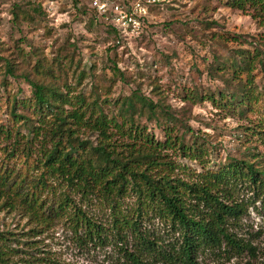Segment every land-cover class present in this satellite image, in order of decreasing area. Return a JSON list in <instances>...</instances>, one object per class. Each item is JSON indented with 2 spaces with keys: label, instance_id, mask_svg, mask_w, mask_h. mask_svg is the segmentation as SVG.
<instances>
[{
  "label": "rangeland",
  "instance_id": "obj_1",
  "mask_svg": "<svg viewBox=\"0 0 264 264\" xmlns=\"http://www.w3.org/2000/svg\"><path fill=\"white\" fill-rule=\"evenodd\" d=\"M140 1L147 13L139 18L138 29L132 35H117L93 18L85 0H0V124L20 132L10 139L0 133V149L14 153L4 157L0 151V160L19 178L27 167V180L40 172L34 161L39 157L38 141L26 142L39 124V114L20 103L33 99L28 80L64 93L83 94L119 122V102L124 97L136 93L160 105L156 116L144 112L135 116V122L156 139L162 140L164 129L169 128L171 137L185 145L196 142L205 147L200 160L166 151L167 159L178 164L174 173L187 181H196L204 166L215 169L232 159L249 161L264 171L260 64H255L254 86H250L256 96L240 106L224 103L231 94L248 92L243 91L247 81L242 67L256 51L264 60V24L251 15V9L231 8L224 0ZM6 63L13 74L5 70ZM12 99L19 102L16 113L25 119L11 120ZM79 135L96 139V133L88 129H81ZM113 139L117 143L128 140L119 135ZM54 183L52 191L41 192V199L53 207L65 193L82 214L75 217V211L67 208L40 226L18 209L2 204L0 198V234L4 237L0 236V245L5 251L0 264H129L124 248L134 250L136 240L123 219L134 217L135 198L122 197L113 209L99 193ZM228 191L231 195L225 193L226 201L241 206L238 216L228 222L229 231L252 250L237 254L223 243L220 248L200 249L196 263L264 264L262 197L246 181ZM84 217L97 226L87 227ZM141 227L159 243L176 236L154 216Z\"/></svg>",
  "mask_w": 264,
  "mask_h": 264
},
{
  "label": "trees",
  "instance_id": "obj_2",
  "mask_svg": "<svg viewBox=\"0 0 264 264\" xmlns=\"http://www.w3.org/2000/svg\"><path fill=\"white\" fill-rule=\"evenodd\" d=\"M224 4L241 11L251 9V15L264 24V0H224ZM33 10L38 12L37 7ZM91 11L96 21L118 35L114 27ZM256 63L261 65L264 77V60L256 51L248 56L242 67L247 81L243 91L248 92L231 94L225 104L240 106L256 96L251 92L254 87H250L254 86L252 72ZM5 70L13 74L9 63L5 64ZM114 71L120 72L116 65ZM28 82L33 99L20 103L34 107L39 114V124L31 129V137L26 142L38 141L39 157L34 161L40 172L36 178L27 180V167L19 178L18 173L0 160L2 204L18 209L36 225L44 226L67 208L75 211V217L82 214L65 193L53 207L41 199V192L55 188V180L83 192L99 193L113 209L118 207V199L133 196L134 217L123 219L125 229L136 240L134 250L124 248V257L129 264H197L200 249L220 248L223 243L237 254L244 249L252 250L249 244L229 231L228 222L238 216L241 206L228 203L225 193L231 195L230 188L246 181L264 202L263 170L249 161L232 159L215 169L204 166L196 181H187L174 173L178 164L167 159L166 151L176 150L186 158L200 160L205 147L197 146L196 142L185 145L171 137L169 128L164 129L162 140L156 139L135 122V116L144 112L148 117L156 116L157 109L162 110L160 105L136 93L133 97H124L119 102V122L115 116H107L97 101H88L83 94L64 93L38 81ZM18 103L12 99L9 114L14 122L25 119L15 111ZM64 105L69 108L65 109ZM81 129L95 132V141L80 137ZM0 133L6 139L20 134L9 124H0ZM116 135L128 140L117 143L113 139ZM30 144L26 148H30ZM0 151L4 157L14 155L4 148ZM150 216L168 224L176 233L174 239L159 243L150 238L141 227ZM82 222L89 228L97 226L86 217ZM0 236L4 238L2 234ZM4 255L0 245V262H4Z\"/></svg>",
  "mask_w": 264,
  "mask_h": 264
},
{
  "label": "built area",
  "instance_id": "obj_3",
  "mask_svg": "<svg viewBox=\"0 0 264 264\" xmlns=\"http://www.w3.org/2000/svg\"><path fill=\"white\" fill-rule=\"evenodd\" d=\"M87 5L105 19L119 34L132 35L139 27V18L147 13L140 0H85Z\"/></svg>",
  "mask_w": 264,
  "mask_h": 264
}]
</instances>
